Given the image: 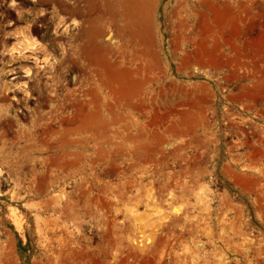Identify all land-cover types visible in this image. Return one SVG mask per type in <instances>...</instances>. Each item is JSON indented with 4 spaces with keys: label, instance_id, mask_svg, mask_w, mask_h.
Listing matches in <instances>:
<instances>
[{
    "label": "rangeland",
    "instance_id": "374dc122",
    "mask_svg": "<svg viewBox=\"0 0 264 264\" xmlns=\"http://www.w3.org/2000/svg\"><path fill=\"white\" fill-rule=\"evenodd\" d=\"M263 29L264 0H0V264H264Z\"/></svg>",
    "mask_w": 264,
    "mask_h": 264
},
{
    "label": "crops",
    "instance_id": "0c3cea01",
    "mask_svg": "<svg viewBox=\"0 0 264 264\" xmlns=\"http://www.w3.org/2000/svg\"><path fill=\"white\" fill-rule=\"evenodd\" d=\"M17 20H19L18 18H16ZM13 23V22H12ZM11 23H9V24H7L8 26L10 25ZM21 27H23V28H25V26L23 25V26H21ZM14 30L15 29H11V30H9L8 31V33H7V35H4V38H10V39H14L15 37H14V35H13V33H14ZM241 32V31H240ZM239 32V33H240ZM262 35L264 36V29L262 30ZM13 44V43H12ZM263 58H264V56H263ZM22 71V70H21ZM23 72H25V71H23ZM25 74V78L26 77H28V74H26V73H24ZM44 77V76H43ZM50 77V76H49ZM53 77V79H55V80H57V79H61V77H62V73L61 72H55V74L52 76ZM31 81V79L28 77L27 79H26V81H25V84H28L29 82ZM55 84H59V85H61V81H55ZM44 85V84H43ZM26 87V86H25ZM25 92H26V90H25ZM37 105V103H34L33 105H27L26 103H25V111L27 110H35L36 109V106ZM42 111H46V110H48L47 108H43V109H41ZM43 123V122H42Z\"/></svg>",
    "mask_w": 264,
    "mask_h": 264
},
{
    "label": "bare ground",
    "instance_id": "6f19581e",
    "mask_svg": "<svg viewBox=\"0 0 264 264\" xmlns=\"http://www.w3.org/2000/svg\"><path fill=\"white\" fill-rule=\"evenodd\" d=\"M26 50V49H25ZM29 72V71H28ZM29 74V73H28ZM148 206V205H147ZM151 219V218H150ZM148 227V226H147Z\"/></svg>",
    "mask_w": 264,
    "mask_h": 264
}]
</instances>
